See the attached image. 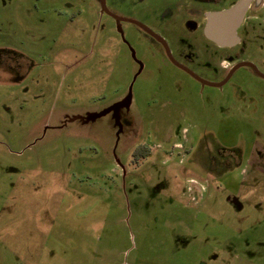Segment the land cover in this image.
Instances as JSON below:
<instances>
[{
	"label": "rangeland",
	"instance_id": "374dc122",
	"mask_svg": "<svg viewBox=\"0 0 264 264\" xmlns=\"http://www.w3.org/2000/svg\"><path fill=\"white\" fill-rule=\"evenodd\" d=\"M187 1L106 3L186 64ZM255 2L222 73L264 74ZM0 264H264V79L204 86L101 0H0Z\"/></svg>",
	"mask_w": 264,
	"mask_h": 264
},
{
	"label": "flooded vegetation",
	"instance_id": "af4514ba",
	"mask_svg": "<svg viewBox=\"0 0 264 264\" xmlns=\"http://www.w3.org/2000/svg\"><path fill=\"white\" fill-rule=\"evenodd\" d=\"M240 1H242V0H188L184 4V6H186L188 8V12L187 13H184V11H183V7L184 6L180 7L181 11L177 13V18H178V20H180V26H181L182 30H184L185 33H187V34L192 35L194 38L199 37L197 35V32H199V31H202L203 34H204L203 36L205 38V41L202 40V46L201 47H202V50H203L205 55H203V60L202 61H197V59H200V54H199L198 50L195 53L196 55L194 54L192 56L187 55L186 52L181 54V59L183 61H185L186 64L178 61V59L175 58V56L173 54V51L170 48V46H169L168 42L166 41V39L164 37H162L161 35H159L157 33L156 34L159 35L160 37H162L166 41V43L168 44V47H169V49L171 51V54H172L173 58L179 64H181V65L185 66L186 68L190 69L192 72H194L197 75H198V73L196 71H194V69L191 67V65L192 66L194 65L196 67L198 66L199 68L206 69V71H208L209 73H211V74H213V75H215L217 77H223L222 78V81H223V80H225L227 78V76L232 71V69L238 63L242 62V61H239L237 59L236 61H238V62L233 63V65H231L230 68L227 67L228 70L223 71V73H222V69H221L222 61L226 60V59L227 60H231V57H232L230 55V53L227 52V50L238 46L242 42L240 40L239 35H238V30L245 24L246 21H248V18L250 17V16H248L249 13L253 14L254 18H256L258 20L259 19L261 20V19H263V12L259 11L258 9H256V7H257V4H256L257 2H255L256 0H250L246 15L244 16V18H243V20H242V22H241V24H240V26H239V28L237 30V35L239 37V42L236 43V44H233V45H226V46L221 45L218 41H216L214 39H211V38H209L207 36L206 28H207V25H208V16L210 14H212V13H217V12H222V11L229 10L232 7H234L237 3H239ZM106 5H107V3H106ZM107 8H108V6H107ZM109 11H110V9H109ZM104 13L107 14L106 12H104ZM185 14H187V16H185ZM107 15H109V14H107ZM247 16H248V18H246ZM249 21H252V23L254 22L253 25H256L258 28L260 27L259 23L256 22L255 20H249ZM139 28H141V27H139ZM142 30L145 31L144 29H142ZM146 34L148 36H150L153 40H155L156 42L159 43V45L162 47L163 51L165 52V55H166L167 59L169 60V62H171L177 68L183 70L182 68H180L179 66H177L176 64H174L171 61V59L169 58L168 52L166 51V48L164 47V45L160 41L155 39L153 36H151L147 32H146ZM203 62H205V64H203ZM184 72L187 73L186 71H184ZM187 74L190 75L189 73H187ZM234 74H233V76H234ZM198 76L201 77L200 75H198ZM232 77H231V79H232ZM201 78H203V77H201ZM203 79H205V78H203ZM205 80H208V79H205ZM208 81H210V80H208Z\"/></svg>",
	"mask_w": 264,
	"mask_h": 264
},
{
	"label": "water",
	"instance_id": "95a60500",
	"mask_svg": "<svg viewBox=\"0 0 264 264\" xmlns=\"http://www.w3.org/2000/svg\"><path fill=\"white\" fill-rule=\"evenodd\" d=\"M250 0H242L239 3H237L234 7H232L229 10L222 11V12H217V13H212L208 16V25L206 28V34L209 38L214 39L218 41L221 45H233L239 42V37L237 35V30L246 15V12L248 10V5H249ZM102 4V9L104 12L115 18L118 23L120 22H129L133 23L142 29H144L148 34L153 36L155 39L160 41L164 47L166 48V51L168 52L169 58L171 61L182 68L184 71L189 73L193 78H195L197 81H199L202 85L204 86H209V87H222L225 84L228 83V81L231 79L233 74L240 68L242 67H250L251 69L254 70V72L261 78L264 79V74H262L257 66L253 63L250 62H240L238 63L232 71L229 73L227 78L222 81V82H211L208 80H205L201 77H199L197 74L192 72L190 69L186 68L185 66L179 64L172 56L171 51L168 47V44L166 41L157 35L154 31H152L149 27L146 25L135 21L131 19H126L123 17H119L112 12L109 11L106 5V0H101Z\"/></svg>",
	"mask_w": 264,
	"mask_h": 264
},
{
	"label": "trees",
	"instance_id": "16d2710c",
	"mask_svg": "<svg viewBox=\"0 0 264 264\" xmlns=\"http://www.w3.org/2000/svg\"><path fill=\"white\" fill-rule=\"evenodd\" d=\"M238 57V59H239V56H237Z\"/></svg>",
	"mask_w": 264,
	"mask_h": 264
}]
</instances>
